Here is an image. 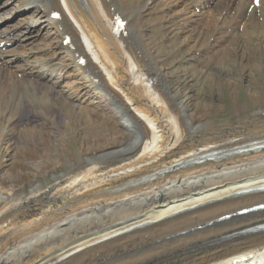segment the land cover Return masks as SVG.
I'll return each instance as SVG.
<instances>
[{"label":"bare ground","instance_id":"1","mask_svg":"<svg viewBox=\"0 0 264 264\" xmlns=\"http://www.w3.org/2000/svg\"><path fill=\"white\" fill-rule=\"evenodd\" d=\"M14 1L0 14V171L12 161L16 118L27 104L52 121L56 146L74 102L117 117V138L127 140L85 159L78 152L77 164L67 159L69 171L41 192L39 182L29 196L0 183V264H232L249 249L235 264H264V237L214 241L254 217L194 229L264 201V91L255 112L242 103L226 122L197 116L195 97L170 80L154 37L137 35L156 6L199 75L222 86L264 85V0L258 7L252 0ZM116 14L126 35L112 33ZM59 233L67 240L52 237Z\"/></svg>","mask_w":264,"mask_h":264},{"label":"rangeland","instance_id":"2","mask_svg":"<svg viewBox=\"0 0 264 264\" xmlns=\"http://www.w3.org/2000/svg\"><path fill=\"white\" fill-rule=\"evenodd\" d=\"M142 1L126 0V3L128 5H134ZM15 4V2L10 1L7 8H12ZM3 7L0 9V12H2ZM152 8L153 11L151 12ZM10 11L8 13H2L1 15L7 16ZM157 12L158 7H150L146 17L139 21L137 35L139 36L140 31V36L145 39L148 36L154 37L156 55L160 58L162 65L168 68L170 80L178 84L183 92L190 90L195 97L193 103L196 105H192V107L194 106V111L197 116H206L210 121L217 120L219 122H226L231 117V109L234 104L242 103L248 104V110L250 112L257 111L254 103L263 96V81H259V83L251 80L243 82L232 81L222 86L206 79L203 74L199 75L195 69L197 66L196 63L191 62L187 58V51L192 56L191 50H187L180 44L173 33V25L165 24L158 17ZM168 26L172 30H169L170 28ZM181 47L184 49H181ZM180 57L182 60V57H184L190 61L194 68H190V65L187 64L189 62L185 60L177 62ZM165 81L169 82L168 79H165ZM54 99L58 104H66L57 94L54 96ZM71 105L73 108L67 113H71L73 120H71V124L68 126L65 142L61 143V146H56L53 143L55 127L52 121L49 118H42V115L39 116V114L36 115L34 112H31L30 104H27L22 114L18 115L16 118L18 131L16 130V132L21 133L18 134L19 136H14L16 137L14 138V142L16 143H14V149L12 151V161L0 171V183L5 188L8 190L14 189L13 191L16 192L20 191L17 196H29L33 189L32 185L39 182L42 186L41 192L47 189L44 187L50 185L55 175H61L63 172L69 171L68 168L70 165L67 159L70 158L73 161L72 164H77L76 155L78 152H81L83 159H85L87 155L97 156L98 154L104 153L107 149H110V146L112 149L119 142L124 143L127 140L125 136L117 138V135L121 134L120 127L122 124L120 126L117 117L110 112L102 111L99 108H92V110L86 108L80 109L75 102ZM1 114L2 111L0 110ZM32 123L36 124L37 127H33ZM45 134H48V136ZM140 206L136 205L134 208L144 209L140 208ZM113 207L110 209H113ZM263 218L264 214L262 216L259 215V217L257 216V218L255 217L256 220ZM170 232L172 231H166L164 233L168 234ZM52 237L58 240H60L58 237H61V241L63 242L67 240V236L62 233ZM169 246L176 247L178 244L174 243ZM164 253L167 252H158V254ZM105 263L118 264L119 261L107 260L103 262V264Z\"/></svg>","mask_w":264,"mask_h":264},{"label":"water","instance_id":"3","mask_svg":"<svg viewBox=\"0 0 264 264\" xmlns=\"http://www.w3.org/2000/svg\"><path fill=\"white\" fill-rule=\"evenodd\" d=\"M256 209V213L260 212L262 210H264V204L261 205H256V207L254 208H250L247 211ZM246 212L245 209H239V210H233L230 213H226L223 214L215 219L210 220L209 222L203 224V225H198L196 228L194 229H201L200 232L204 231L202 230L203 228H206L205 230L208 229V227H212L213 225L217 224V223H221L223 221H227V220H231V219H236L239 217H242L248 213ZM254 213V212H251ZM225 219V220H223ZM264 236V223H258L255 225H250V226H245V227H241L239 229H235L233 231L227 232L221 236H219L217 239H215L214 241L217 242H225L227 240H233V242H242L245 241L247 239L253 238V237H263ZM210 245L213 244V242L211 241L209 243ZM200 246V245H199Z\"/></svg>","mask_w":264,"mask_h":264}]
</instances>
